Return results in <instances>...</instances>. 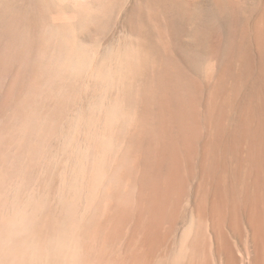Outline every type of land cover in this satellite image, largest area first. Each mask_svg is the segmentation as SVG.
<instances>
[{
	"label": "rangeland",
	"instance_id": "374dc122",
	"mask_svg": "<svg viewBox=\"0 0 264 264\" xmlns=\"http://www.w3.org/2000/svg\"><path fill=\"white\" fill-rule=\"evenodd\" d=\"M263 8L264 0H0V227L35 220L37 240L68 238L98 264L105 240L83 230L93 217L95 228L115 223L121 185L140 202L105 252L124 258L134 220L149 221L150 191L165 192L175 163L191 167L184 159L205 140L215 97Z\"/></svg>",
	"mask_w": 264,
	"mask_h": 264
},
{
	"label": "bare ground",
	"instance_id": "6f19581e",
	"mask_svg": "<svg viewBox=\"0 0 264 264\" xmlns=\"http://www.w3.org/2000/svg\"><path fill=\"white\" fill-rule=\"evenodd\" d=\"M248 32L250 42L241 41L237 69L231 71L230 79L224 82L226 86H222L227 91L216 93L206 121L205 140L195 145L190 159H184L187 160L184 164L191 167L188 171L183 168L186 170L183 172V163L179 168V162L175 163L177 166L173 162L165 192L150 191L149 221L145 223L136 216L138 220H134L136 225L129 243L131 251L114 262L108 260L105 252L120 241L122 230L133 218V207L140 202L137 187V198L133 201L130 195L135 196V191L129 195L118 187L121 185L116 186L120 213L112 226L101 223L96 229L93 217L88 220L89 228L82 227L83 235L90 237L92 229L93 241L105 240L109 248L102 250L105 255L99 257L98 264H264V8ZM176 151L181 155L177 154V159L183 161V153ZM176 151L172 154L173 160ZM26 221L11 230L0 227V264H87L88 246V251L79 253V247L68 238L37 240L40 232L34 229L39 225L34 228L35 220L33 225L29 219ZM141 231L137 248L131 249L136 244V234ZM78 237L79 241L86 242L85 236ZM93 241L90 242L94 244Z\"/></svg>",
	"mask_w": 264,
	"mask_h": 264
}]
</instances>
